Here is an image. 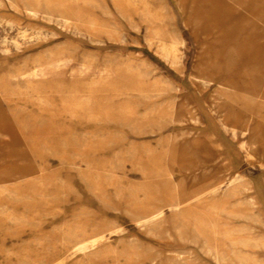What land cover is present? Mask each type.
<instances>
[{"label":"rangeland","instance_id":"1","mask_svg":"<svg viewBox=\"0 0 264 264\" xmlns=\"http://www.w3.org/2000/svg\"><path fill=\"white\" fill-rule=\"evenodd\" d=\"M0 264H264V0H0Z\"/></svg>","mask_w":264,"mask_h":264},{"label":"bare ground","instance_id":"2","mask_svg":"<svg viewBox=\"0 0 264 264\" xmlns=\"http://www.w3.org/2000/svg\"><path fill=\"white\" fill-rule=\"evenodd\" d=\"M73 237H76V234L73 233Z\"/></svg>","mask_w":264,"mask_h":264}]
</instances>
